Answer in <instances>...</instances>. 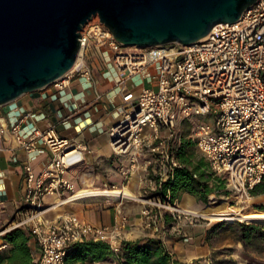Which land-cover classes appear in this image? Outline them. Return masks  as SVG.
<instances>
[{"label": "built area", "instance_id": "1", "mask_svg": "<svg viewBox=\"0 0 264 264\" xmlns=\"http://www.w3.org/2000/svg\"><path fill=\"white\" fill-rule=\"evenodd\" d=\"M79 33L84 49L81 64L52 85L64 90L76 74L95 85L87 52L92 45L98 47L126 104L123 119L109 132L112 151L129 159L125 175L143 171L140 184L145 194L159 193L158 199L141 197L152 207L143 210L146 229L162 238H188L187 227L208 220L172 201L169 191L163 195V186L184 167L177 154L182 142L177 133L180 121L191 123L189 138L195 149L215 175L226 176L228 190L239 197L252 195L264 176V0L246 9L238 21L217 24L209 36L186 45L124 47L98 15ZM136 77L153 85L137 94L128 87ZM97 97L102 96L98 93ZM210 117L213 122L208 121ZM34 119L31 112L24 113L11 126L10 136L25 153L46 148L51 157L38 174L25 163L24 200L31 211L0 230V252L10 246L5 235L22 225L30 230L39 253L37 264H68L71 247L85 242L106 243L117 256L132 225L129 215L120 212L113 225H94L73 214L58 222L45 218L52 205H46L44 197L73 198L79 189L69 171L82 164L86 154H93V149L85 137H65L54 126L28 129ZM0 134L7 132L0 128ZM141 156L146 157L142 164Z\"/></svg>", "mask_w": 264, "mask_h": 264}, {"label": "crops", "instance_id": "2", "mask_svg": "<svg viewBox=\"0 0 264 264\" xmlns=\"http://www.w3.org/2000/svg\"><path fill=\"white\" fill-rule=\"evenodd\" d=\"M103 51L107 52L106 49ZM87 63L92 69L95 85L76 74L69 80L68 87L64 90H59L51 84L0 105V128H4L7 132L6 135L0 134V230L13 226L21 217L31 211V207L24 200L25 163L29 162L38 174L51 157L46 148H40L30 154L25 153L11 138V126L26 112H31L35 118L28 125V129H46L49 126H54L65 137L75 139L83 136L91 143L93 154H86L85 161L69 171V177L76 184L77 189L128 187L140 197L159 198V193L154 190L148 194L144 193L140 184L143 171L140 169L130 177L125 175L124 172L129 167V159L118 156L112 151L109 132L123 119L126 104L115 86V81L110 76L105 59L100 55V50L95 45H92L87 52ZM136 78H139L137 81L139 84L134 85L132 79L129 81L128 87L137 94L143 87L153 85L141 82V77ZM98 93L102 96L101 99H98ZM145 158V156L140 157V164ZM187 195L190 194L183 192L175 201L179 200L182 204ZM257 196H264V194ZM58 197V195H48L44 197L43 201L46 205H54ZM125 202L112 203L111 205L102 202H69L60 209L49 210L45 218L51 222H58L63 216L73 214L94 225H113L118 221L119 213L123 212L129 215L132 221V225L126 230L125 241L145 243L150 238L161 239L173 259L188 264L193 260L208 257L215 249L210 246L208 240L211 227L189 226L185 232L188 238L172 235L162 238L160 234L146 229L142 224L143 210L152 208L151 206L146 202L133 205ZM164 213L166 222L170 223V215L166 211ZM17 228H21L31 235L30 230L22 225L12 228L10 232ZM30 246L34 252L35 261H37L39 253L34 249L32 239ZM11 250L12 246L10 245L7 250L0 252V255H9ZM67 263L117 264V261L113 256H108L102 261H95L91 256H88L85 260Z\"/></svg>", "mask_w": 264, "mask_h": 264}, {"label": "water", "instance_id": "3", "mask_svg": "<svg viewBox=\"0 0 264 264\" xmlns=\"http://www.w3.org/2000/svg\"><path fill=\"white\" fill-rule=\"evenodd\" d=\"M258 0H0V105L68 74L98 15L124 47L190 44Z\"/></svg>", "mask_w": 264, "mask_h": 264}, {"label": "trees", "instance_id": "4", "mask_svg": "<svg viewBox=\"0 0 264 264\" xmlns=\"http://www.w3.org/2000/svg\"><path fill=\"white\" fill-rule=\"evenodd\" d=\"M193 141L184 136L178 148V158L184 167L176 172L172 181L163 186V195L170 192L172 201L185 192L198 200L208 202L210 194L218 192L224 181L212 171L204 156L195 153ZM264 194V176L261 183L252 191L253 196ZM264 211V208L261 209ZM239 241L247 250L264 253V227L254 224H240ZM213 227L209 230L212 231ZM4 239L12 246L9 255H0V264H37L30 246L31 235L21 228L7 233ZM91 256L95 261L105 260L108 256L117 259L118 264H174L172 254L161 239L150 238L145 243L124 241L120 253L115 256L108 244L85 242L74 244L67 255V262L85 260Z\"/></svg>", "mask_w": 264, "mask_h": 264}, {"label": "rangeland", "instance_id": "5", "mask_svg": "<svg viewBox=\"0 0 264 264\" xmlns=\"http://www.w3.org/2000/svg\"><path fill=\"white\" fill-rule=\"evenodd\" d=\"M139 78L132 80L134 85H138ZM208 121L213 122L214 118H208ZM191 123L188 121H180L177 127V133L179 137H188L190 135ZM150 131V129H148ZM195 153H198L194 148ZM199 154V153H198ZM224 181V186L218 190V192L212 193L208 197V202L198 200L193 195H187L186 199L181 204V201H174L183 208L191 209L194 211L206 210L207 208H212L217 211L239 209L243 213L248 212H264L261 211L264 208V196H249V197H239L238 195L230 192L226 186V176H219ZM112 189V188H110ZM131 190V189H130ZM133 192V191H132ZM143 199V198H142ZM146 200V199H145ZM106 205H111L114 202L104 201L102 202ZM127 204L141 203L139 201H126ZM230 208V209H229ZM231 212V211H230ZM233 213V212H232ZM262 224L253 223L249 221L228 222L223 220H206L197 226L213 227L209 234L210 246L215 248L208 257L199 258L193 260L190 264H264V253L255 252L254 249L247 250L243 243L239 241L241 235L240 224ZM195 227V226H193ZM170 239H168L169 241ZM171 241V240H170ZM181 241V240H179ZM264 247V244L261 245ZM117 261V259L114 258ZM114 264V263H112ZM118 264V262H117Z\"/></svg>", "mask_w": 264, "mask_h": 264}, {"label": "bare ground", "instance_id": "6", "mask_svg": "<svg viewBox=\"0 0 264 264\" xmlns=\"http://www.w3.org/2000/svg\"><path fill=\"white\" fill-rule=\"evenodd\" d=\"M84 53V49L80 47L78 59L73 68L79 66L82 61V56ZM73 70V69H72ZM57 201L52 205L49 209H60L65 204L74 201V203H100L104 201L118 203L121 201H140L146 202L145 199H142L140 196L136 195L134 192L128 189V187L124 188H115V189H95V188H84L79 190L73 198L70 199H60L56 198ZM230 209V208H229ZM47 210V211H49ZM191 210V209H189ZM193 211V213H197L199 215H203L211 221L223 220L228 221L230 223L235 222L237 220L240 221H249L253 223H258L264 225V212H248L243 213L239 209H230L217 211L212 208H207L206 210L201 211ZM233 212V213H232Z\"/></svg>", "mask_w": 264, "mask_h": 264}]
</instances>
